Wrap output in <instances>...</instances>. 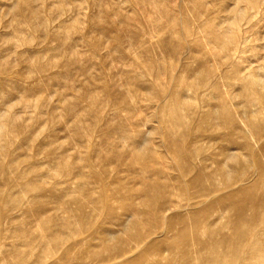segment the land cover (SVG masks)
<instances>
[{
    "label": "rangeland",
    "instance_id": "obj_1",
    "mask_svg": "<svg viewBox=\"0 0 264 264\" xmlns=\"http://www.w3.org/2000/svg\"><path fill=\"white\" fill-rule=\"evenodd\" d=\"M260 73L264 0H0V264H264Z\"/></svg>",
    "mask_w": 264,
    "mask_h": 264
},
{
    "label": "bare ground",
    "instance_id": "obj_2",
    "mask_svg": "<svg viewBox=\"0 0 264 264\" xmlns=\"http://www.w3.org/2000/svg\"><path fill=\"white\" fill-rule=\"evenodd\" d=\"M235 29H237V26L236 25H233L232 27H230V30L231 31H235ZM219 35L222 36V34H219ZM229 43H231L230 44L231 45V48H230L229 51L226 52V58L227 59H229L230 57L233 58L234 55L236 56L237 49H238L237 47H239L238 42L230 41ZM244 81H245V84H244L245 89H247L248 91L249 90L251 91L253 88L261 87V84L264 83V78L261 77V73H260V74L255 75L252 79H245ZM250 103L253 106H256L257 105V107L258 106L260 107L258 110H256L257 113L259 111H261V99L259 97H256L255 96V98H253V99L250 100ZM256 120L257 119H255V117H254V119H251V118H249L247 116H244L243 118H241V123L247 125V122L248 121H252V122L254 121V122H256ZM188 157H189V160H191V161H193V160H195V159L198 158L196 152H192V153L190 152V153H188ZM229 158L231 160H233V161H236V159H237L236 156H233V155H230ZM235 189H237L236 190L237 191V194H236V197L237 198H243V197L247 196L248 195V192L250 190L248 187H244L242 185H239V187H237V188H235V187L233 188L232 185L230 186V191H234ZM233 197H235V196H233ZM227 198H231V194H229L227 196ZM227 200H230V199H224L223 202H226ZM221 201H222V199H221ZM168 230H169V228L167 227L166 228V231L168 232ZM250 234H253V233L251 231H246L245 233H243V235H245V236H249ZM128 253H130V251H127V250L126 251H120V256L126 258L127 255H128ZM226 260H227V257L225 255L224 256H218L216 258H212L211 260L209 259V260L204 261L203 264H226L227 263ZM241 260H242V258H241ZM241 262H242L241 264H247L244 260L241 261Z\"/></svg>",
    "mask_w": 264,
    "mask_h": 264
}]
</instances>
